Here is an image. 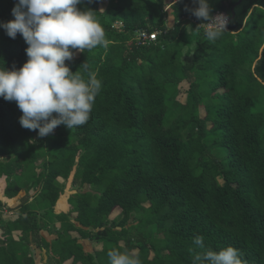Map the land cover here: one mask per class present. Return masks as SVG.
Listing matches in <instances>:
<instances>
[{"label":"trees","instance_id":"1","mask_svg":"<svg viewBox=\"0 0 264 264\" xmlns=\"http://www.w3.org/2000/svg\"><path fill=\"white\" fill-rule=\"evenodd\" d=\"M239 1L209 0L213 16L230 18L215 41L185 10L192 0H167L173 27L161 0L77 6L97 12L108 41L66 61L85 80L95 73L102 81L89 121L41 138L20 125L16 102L0 97L6 197L36 192L34 208L54 210L68 195L69 209L45 214L44 226L31 203L13 223L0 213V228L11 226L0 231V264H37L34 245L55 264H109L112 248L137 250L143 264H191L203 251L197 235L205 248L232 246L246 264H264V0ZM14 6L0 0V22L14 19ZM156 30L163 32L150 44L134 40ZM27 47L0 28V68L22 67ZM60 178L82 190L67 194ZM82 240L101 250L87 253Z\"/></svg>","mask_w":264,"mask_h":264},{"label":"clouds","instance_id":"2","mask_svg":"<svg viewBox=\"0 0 264 264\" xmlns=\"http://www.w3.org/2000/svg\"><path fill=\"white\" fill-rule=\"evenodd\" d=\"M161 2L170 19L172 9L168 5L172 4L167 0ZM192 2L196 6L185 10L204 21L199 27L205 25L206 38L215 41L226 28L225 13L213 16L209 0ZM82 3L84 0H15L14 19L0 22L7 36L15 39L20 34L28 45V59L22 67L0 68V97L16 102L22 112L20 125L38 130L41 138L54 133L60 125L69 129L85 125L102 89V81L95 73H89L85 80L80 70L73 73L66 64L73 60L75 50L85 52L108 45L97 12L90 8L81 10L77 6ZM134 40L137 41V33ZM81 67L86 69L87 64ZM193 243L203 251L193 255L191 264H246L239 250L232 246L219 251L205 248L200 235L194 237ZM107 256L109 264H143L135 249L112 248Z\"/></svg>","mask_w":264,"mask_h":264},{"label":"rangeland","instance_id":"3","mask_svg":"<svg viewBox=\"0 0 264 264\" xmlns=\"http://www.w3.org/2000/svg\"><path fill=\"white\" fill-rule=\"evenodd\" d=\"M112 0H102V5H101V10H104L105 9V7H106V5L107 4H109V2H111ZM174 26V22L171 20V19H169V27H173ZM207 29V28H206ZM222 31H226V29L224 28ZM79 54H77L76 56H78ZM188 87H189V85L186 83V84H184L183 86H180V96H179V100L180 101H185L186 100V94H187V89H188ZM41 163L42 162H39L38 163V165H41ZM39 167V166H38ZM34 172V171H33ZM37 172L38 173H40L41 172V170H39V169H37ZM24 184L26 185V181H24ZM59 184L61 185V187H62V189H65L66 190V192H67V194H69V192H71V191H81L82 190V188H80V186L79 185H77L76 187L74 186V189H73V184H72V179H70L69 181H66V180H64L63 178H61V179H59ZM6 185L4 184L3 186H2V191L4 192V187H5ZM6 189V188H5ZM89 190V186H85L84 187V189H83V191L85 192V191H88ZM28 195L30 196H32V195H35V194H33L32 192H28ZM24 196H26L25 194L22 196V197H24ZM28 197V196H27ZM64 198H66V201H67V203H70V197L68 196V195H65V196H63ZM62 197V198H63ZM18 201V203H23V202H25L26 200H22V202H20L21 200H17ZM14 204V203H13ZM32 205H33V208L35 207V203H31ZM36 211V213L38 214V216H39V223H40V225L41 226H44V215L45 214H47V216H48V218H50V220L51 219H53L54 218V214H57L56 213V208H54V210H53V208L51 209L49 206H47V205H45L44 206V208L43 209H45V210H38L37 209V207L36 208H34ZM7 210V209H6ZM4 212H5V210H3ZM2 211V216L4 217V212ZM8 212V211H7ZM117 213V212H116ZM60 214H62V212L60 213ZM13 216H16V217H18V212L17 213H13L12 214V216L9 218V217H5V221H6V219H8L6 222L8 223V222H14L13 220H12V217ZM15 217V218H16ZM117 217V215L115 214V215H113L112 216V219H114V218H116ZM11 228V226H7V229H3V228H0V231L2 232V233H4V232H6V231H8L9 229ZM54 233H56V228H54ZM18 234L19 233H17V235H16V237L18 236ZM82 243H83V245H84V247H85V251L87 252V253H90V254H94V252H96V251H99V250H101V246L99 245V244H94V242L93 241H90V240H82ZM38 249V248H37ZM38 250H39V252H40V254H41V257H40V254L38 253ZM38 250H35L34 249V247L32 248V255H34L35 256V260L37 261V264H55V261H54V259L52 258V253L51 252H49V251H47V250H44V252H41V250L40 249H38ZM43 257V259H41ZM64 264H71V260L70 261H67V262H65Z\"/></svg>","mask_w":264,"mask_h":264},{"label":"crops","instance_id":"4","mask_svg":"<svg viewBox=\"0 0 264 264\" xmlns=\"http://www.w3.org/2000/svg\"><path fill=\"white\" fill-rule=\"evenodd\" d=\"M73 179H72V184H73ZM6 185L5 187H4V192L2 191V186L3 185ZM5 188H7V180L6 179H1L0 180V202H2L1 203V205H2V208L1 209H3V210H5V212H4V218H3V221L4 222H6L11 216H12V214L13 213H17L18 212V214H19V212L21 211V209H22V207L25 205V204H27V203H37L36 202V200H34L38 195H40V194H36V192H32L33 194H35V195H28V193L27 192H22L20 195H18L16 198H14V199H9V198H7L6 197V194H5ZM26 195V196H24V197H22L23 195ZM28 196V197H27ZM26 200L25 202H23V203H18V201L17 200H21L20 202H22V200ZM14 203V204H13ZM56 208V213H57V215H60V213L62 212V213H64V212H66V211H68V209H69V203H67V201H66V198H62L59 202H58V204H57V206L55 207ZM7 209V210H6ZM38 210H40V209H38ZM8 211V212H7ZM36 211V210H35ZM39 212V211H38ZM37 212V213H38ZM5 217H9L8 219H6V221L4 220L5 219ZM15 217L16 216H13L12 217V220L13 221H15ZM49 228L51 229V226H49ZM56 234V233H55ZM42 235L49 241V242H51L54 238H52L50 235H49V232H47V229L46 230H43L42 231ZM34 249L35 250H38L37 249V247H35V245H34ZM44 250H47V249H44ZM48 251V250H47ZM44 252V251H43ZM38 253L40 254V252H39V250H38ZM52 253V252H51ZM40 257H41V254H40ZM43 258V257H42ZM52 258L53 259H55L54 257H53V254H52Z\"/></svg>","mask_w":264,"mask_h":264},{"label":"built area","instance_id":"5","mask_svg":"<svg viewBox=\"0 0 264 264\" xmlns=\"http://www.w3.org/2000/svg\"><path fill=\"white\" fill-rule=\"evenodd\" d=\"M160 32L161 31H154L150 33L149 31H139L137 33L138 44L147 45L156 41Z\"/></svg>","mask_w":264,"mask_h":264},{"label":"water","instance_id":"6","mask_svg":"<svg viewBox=\"0 0 264 264\" xmlns=\"http://www.w3.org/2000/svg\"><path fill=\"white\" fill-rule=\"evenodd\" d=\"M241 2H242V0H240L237 5L241 4ZM236 6L232 9V12H233V15L234 16H235V8H236ZM225 16L227 18V24H226V28L225 29L228 30L229 29L230 18H229V15L228 14H225Z\"/></svg>","mask_w":264,"mask_h":264}]
</instances>
